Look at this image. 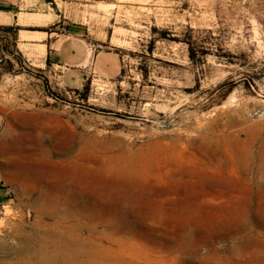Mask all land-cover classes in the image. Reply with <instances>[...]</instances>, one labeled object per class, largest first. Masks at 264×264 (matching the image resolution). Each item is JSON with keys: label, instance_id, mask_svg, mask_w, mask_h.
Masks as SVG:
<instances>
[{"label": "rangeland", "instance_id": "rangeland-1", "mask_svg": "<svg viewBox=\"0 0 264 264\" xmlns=\"http://www.w3.org/2000/svg\"><path fill=\"white\" fill-rule=\"evenodd\" d=\"M20 1L0 25V264L71 184L109 205L75 231L118 264H264V0ZM73 22L117 72L70 88L4 45Z\"/></svg>", "mask_w": 264, "mask_h": 264}, {"label": "crops", "instance_id": "crops-1", "mask_svg": "<svg viewBox=\"0 0 264 264\" xmlns=\"http://www.w3.org/2000/svg\"><path fill=\"white\" fill-rule=\"evenodd\" d=\"M25 13L28 12L24 11L22 1L0 0V25L20 26ZM56 20L54 18L53 23H45L43 27L50 23L54 25ZM81 24L85 25L73 22L68 24L69 27L57 26L52 31L31 32L28 36H24L23 29L19 28L14 35L4 38V45L12 47L11 52L8 50L10 54L17 53V50L25 54L31 64L38 60L39 67L48 68L65 86L80 88L91 74L110 77L119 69L118 58L102 50Z\"/></svg>", "mask_w": 264, "mask_h": 264}, {"label": "bare ground", "instance_id": "bare-ground-1", "mask_svg": "<svg viewBox=\"0 0 264 264\" xmlns=\"http://www.w3.org/2000/svg\"><path fill=\"white\" fill-rule=\"evenodd\" d=\"M198 125L200 126V124ZM262 164H264V162ZM95 173H98V172L96 171ZM71 186L68 185L66 186V188H63L61 190V193H55V194L53 193L55 196V198H53L55 201L54 206L50 204V208H47L44 206L40 207L42 208L41 211L43 213L47 212L48 214L50 212L51 213L50 215H53L51 217L55 218V222L52 223L51 225H47L48 222L47 224L45 223L46 227H44L45 225L44 226L41 225L43 226L42 228H44L43 231H40L37 233L35 232V234H32V235L31 234L26 235V237L23 239V249H24L23 252H26L25 253L26 256L23 257V259L21 260V264H118L116 262L122 261V259L117 257V254L119 253L114 254L115 252H117L116 250L111 248V246H105V244H102L101 242L96 241V239L94 238V235L89 234L86 238H83L80 233H76L75 228L78 224H80L78 221L79 216H82V215L89 216L90 215V217L92 216V217H95L96 219L97 218L101 219L102 216L106 217V215H109V214L105 215V213H109V210L111 209H109L108 207L107 208L105 207V206H109L108 204L103 203L105 204V206L103 205L102 207H100L101 204L95 205L93 202L89 200L90 198L92 199L93 194L96 193V192H93V190H92L93 192L92 194L89 190H86V188L81 191L79 190L76 191ZM41 196L42 195H40V197ZM94 196L96 197L98 195H94ZM62 197H64L65 199L64 201H61ZM131 205H128V206L121 205L122 207L119 209L116 206L117 210H114V212L119 214V217H117L119 221L123 220L124 218L127 219L128 215L131 214L130 210H132L131 212H133V209L135 211L134 205H132V208L130 209L129 206ZM136 207H139V206L136 205ZM43 215L44 214H42V216ZM103 219L105 220L107 218H103ZM110 219H111V216H110ZM63 220H68V221L75 220V222H72L71 224L67 223L68 225H66L64 224ZM39 221L41 220L39 219ZM107 221L110 224V221L108 219ZM102 223H104V221ZM120 224L121 223L119 222V225ZM124 224L126 223L124 222ZM116 225H118V223ZM116 225H115V228H116ZM130 229L128 230L130 231Z\"/></svg>", "mask_w": 264, "mask_h": 264}, {"label": "trees", "instance_id": "trees-1", "mask_svg": "<svg viewBox=\"0 0 264 264\" xmlns=\"http://www.w3.org/2000/svg\"><path fill=\"white\" fill-rule=\"evenodd\" d=\"M8 27H10V26H5V28H8Z\"/></svg>", "mask_w": 264, "mask_h": 264}, {"label": "built area", "instance_id": "built-area-1", "mask_svg": "<svg viewBox=\"0 0 264 264\" xmlns=\"http://www.w3.org/2000/svg\"><path fill=\"white\" fill-rule=\"evenodd\" d=\"M65 27H67V26H65ZM66 31H67V29H66Z\"/></svg>", "mask_w": 264, "mask_h": 264}]
</instances>
